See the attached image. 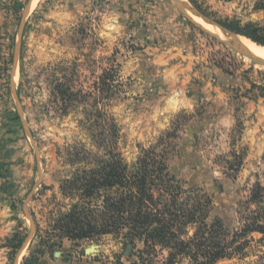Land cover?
<instances>
[{
  "label": "rangeland",
  "instance_id": "374dc122",
  "mask_svg": "<svg viewBox=\"0 0 264 264\" xmlns=\"http://www.w3.org/2000/svg\"><path fill=\"white\" fill-rule=\"evenodd\" d=\"M168 1L196 36L194 50L208 63L248 81L264 76V66L198 30ZM183 1L204 22L223 31L228 30L218 23L257 27L264 41V0ZM17 3L21 9H15ZM115 26L105 0H0V153L9 151L6 141L14 159L25 164L29 157L27 187L18 186L16 170L13 184L5 186L16 201L18 224L29 230L26 240L31 230L48 246L59 241L53 216L70 204L60 189L90 153L96 154L101 135L115 143L129 165L144 150L165 153L170 174L183 188L210 198L207 223L220 222L230 235L239 232L257 211L253 190L264 187V123L242 111L245 90L232 97L235 107L225 114L209 101L184 106L169 65L157 63L139 35ZM112 123L118 136L107 131ZM195 231L190 227L186 239ZM262 238L248 236L247 258L218 264H258ZM65 241L61 247H43L45 255L33 252L37 264H115L118 258L128 264L144 249L139 241L124 248V240L112 235ZM3 258L13 264L10 254Z\"/></svg>",
  "mask_w": 264,
  "mask_h": 264
},
{
  "label": "trees",
  "instance_id": "16d2710c",
  "mask_svg": "<svg viewBox=\"0 0 264 264\" xmlns=\"http://www.w3.org/2000/svg\"><path fill=\"white\" fill-rule=\"evenodd\" d=\"M21 3L15 9H21ZM238 36L259 46L264 41L259 29L218 23ZM111 137L118 136V127L109 124ZM105 134V133H103ZM95 140L98 151L90 153L89 160L79 166L72 179L65 181L61 194L70 200L68 210H60L54 217L52 231L59 233V241L48 242L36 234V253L45 255L43 247H61L62 242L78 244L112 235L124 240L126 245L142 242L144 249L128 258V264H218L224 260L245 259L251 246L248 236L260 234L264 246V187L257 185L252 193L257 211L249 217L239 232L230 235L220 222L207 223L211 200L193 190H185L169 172L167 155L155 148L143 151L136 163L129 165L109 139ZM13 210L14 207H13ZM195 227L192 238L186 239L188 229ZM29 230L20 227L6 247L11 260L23 247ZM38 233V232H37ZM39 240V241H38ZM166 253V257L162 258ZM117 259V258H116ZM264 255L260 257L261 264ZM33 254L23 264H37ZM115 264H125L117 259ZM264 264V263H263Z\"/></svg>",
  "mask_w": 264,
  "mask_h": 264
},
{
  "label": "crops",
  "instance_id": "0c3cea01",
  "mask_svg": "<svg viewBox=\"0 0 264 264\" xmlns=\"http://www.w3.org/2000/svg\"><path fill=\"white\" fill-rule=\"evenodd\" d=\"M105 5L117 29L124 26L131 36L139 35L143 41L148 42V49L152 50L155 61L169 65L167 73L174 86L181 89L184 106L195 107L209 101L225 114L235 107L232 97L235 98L241 89L245 90L244 98L239 97L245 102L242 111L255 116L259 123H264V76L259 74L261 78L258 77V82L254 79L248 81L226 74L208 63L205 57L194 50L193 40L196 36L180 20L168 0H105ZM255 75H258V71H255ZM2 144L9 149L0 153V164L5 165V171H0L4 173V176L0 174V240L6 241L17 232L19 221L16 217V201L14 197L7 196L5 186L8 181L13 184L16 170L18 186L22 191L27 187L29 157H26L24 164L22 159L13 158L15 152L11 145L8 146V142L3 141ZM21 156L24 157L22 154ZM15 160L18 161L16 166ZM8 164L10 165L7 166ZM20 172L21 177L18 176ZM36 249L35 233L32 234L30 230L29 238L15 256L13 264H23ZM9 254L11 255V251L6 245H0V264H5L3 261L6 258L3 255Z\"/></svg>",
  "mask_w": 264,
  "mask_h": 264
},
{
  "label": "bare ground",
  "instance_id": "6f19581e",
  "mask_svg": "<svg viewBox=\"0 0 264 264\" xmlns=\"http://www.w3.org/2000/svg\"><path fill=\"white\" fill-rule=\"evenodd\" d=\"M185 4L186 3H184L185 11L194 22L203 25L206 29L212 32L215 36L225 39L226 41L231 43L233 46L240 47L246 50L247 52L253 54L254 56H257L258 58L264 60V47L258 46L252 41L244 37L234 35L228 31H223L219 29L218 27H216L214 24L207 23L206 21L204 22L195 13H193V11L189 9Z\"/></svg>",
  "mask_w": 264,
  "mask_h": 264
},
{
  "label": "water",
  "instance_id": "95a60500",
  "mask_svg": "<svg viewBox=\"0 0 264 264\" xmlns=\"http://www.w3.org/2000/svg\"><path fill=\"white\" fill-rule=\"evenodd\" d=\"M173 3L175 4V7L177 8V10L187 19V21H189V23H191L192 25H194V27H196L198 30H200L201 32L205 33L206 35H209L210 37H212L213 39L219 41L220 43L226 45L227 47H229L230 49L234 50L236 53L240 54L241 56L251 60V62L253 64L256 65H262L264 66V60L258 58L257 56H254L253 54L247 52L246 50L240 48V47H236L233 46L231 43H229L228 41H226L225 39L219 38L217 36H215L212 32H210L208 29H206L203 25L194 22L191 17L186 13L185 8H184V1L182 0H172ZM32 3V2H31ZM187 5V4H186ZM190 8H193L190 5H187ZM30 7V5H29ZM29 9V8H28ZM26 9V11L28 10ZM227 30V29H226ZM229 31V30H228ZM233 33V32H231ZM235 34V33H234ZM247 39V38H246ZM19 54V51H17V55ZM33 234V231H32ZM31 239V237H30Z\"/></svg>",
  "mask_w": 264,
  "mask_h": 264
}]
</instances>
